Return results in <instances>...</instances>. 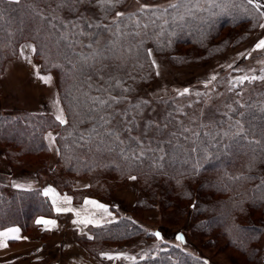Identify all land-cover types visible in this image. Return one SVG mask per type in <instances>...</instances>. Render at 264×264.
<instances>
[{"label": "trees", "instance_id": "16d2710c", "mask_svg": "<svg viewBox=\"0 0 264 264\" xmlns=\"http://www.w3.org/2000/svg\"><path fill=\"white\" fill-rule=\"evenodd\" d=\"M127 1L121 0L107 11L95 5L80 7V12H85L91 22L106 28H88L83 20L74 27L79 13L58 8L57 0L0 4L3 9L0 76L6 63L18 57L21 45L31 42L42 73L57 75L59 98L67 121L61 124L52 116L29 112L1 115L0 147L12 171L28 172L35 168L36 176L48 177L60 193L73 196L77 202L86 197L111 199L118 186L130 176H136L146 190V197L137 202L135 212L137 208H147L149 200L167 206L187 202L185 208L191 210L194 217L192 228L202 233L215 230L230 247L252 258L255 246L264 235V224L250 217L255 210L264 212V162H261L264 161V105L246 106L248 109L236 106L229 111L218 109L217 118L208 125L211 127L200 128L199 135H195L184 131L187 128L184 120L192 110L188 106L180 109L176 103L190 93L176 94L173 100L159 102L147 98L141 86L151 82L154 76L148 49L170 56L179 47H203L225 29L252 21L256 16L234 8L230 14L213 9L203 10L205 14L198 12L190 19L188 16L180 21L154 23L150 12L130 10ZM117 12L124 15L117 17ZM81 28L88 35H80ZM97 32L102 33L100 42L89 48L91 34ZM105 42H111L104 55L109 57L105 63L110 66L112 75L134 89L129 99L151 101L137 117L139 127L133 135L140 136L147 122L167 124L162 135L152 129L143 137L153 148L160 145L162 152L155 155H163V160L154 161L152 152L140 161L126 160L119 154L121 146L105 136L103 129L99 136L91 132L97 113L89 111L92 108L90 97L106 98L107 94L97 89L108 85L98 80L93 69L86 65L94 63V54L104 48ZM89 73H92L91 80ZM111 91L115 95L119 89ZM158 106H164L166 111H156V116L152 110ZM124 107V104L117 106L118 109ZM237 113L245 115L241 117ZM236 120H241L249 136L260 143L249 145L245 140L233 139ZM50 130L57 132L59 151L53 168L45 141V134ZM225 132L227 136L223 135ZM122 138L126 139V135ZM157 163L160 167L155 166ZM30 165L34 167L28 169ZM81 178L88 180L89 187L77 190L74 186ZM135 212L118 214L119 219L107 225L89 227L86 234L76 235L74 240L102 262L108 261L102 255L113 248L116 252L135 254V260L117 264H204V261L211 264L207 257L195 256L190 250L195 251L186 229L177 230L169 240L158 228L150 229ZM57 215L41 189L12 190L0 182V231L19 227L31 235L40 217ZM157 232L159 238L154 235ZM178 235L184 237L183 241L177 239ZM149 240L154 242L147 246ZM261 264H264V256Z\"/></svg>", "mask_w": 264, "mask_h": 264}, {"label": "rangeland", "instance_id": "374dc122", "mask_svg": "<svg viewBox=\"0 0 264 264\" xmlns=\"http://www.w3.org/2000/svg\"><path fill=\"white\" fill-rule=\"evenodd\" d=\"M127 3L130 10L133 11L141 10L142 6L147 5L148 8L145 11L152 14L151 21L154 23L159 20L167 22L170 19L180 21L188 16L190 19L198 12H203V10L209 12L213 9L230 14V10L234 8L243 10L244 14L249 12L256 16L252 21L235 28L225 29L218 37L210 38L203 47H179L170 56L152 52V59H155L159 64L160 74L157 76L156 70L153 69L152 81L141 87L147 98L162 102L175 99L177 90L183 91L188 88L185 86H189L191 95L176 101V103L180 109L188 106L192 110L184 122L193 134L197 133L200 128L203 130L210 128L211 126L208 125L217 118L218 109L229 111L236 106H244L246 109V106L264 105V80L245 81L243 84L233 87L242 76H264V49L253 51L255 44L260 39H264V28L260 27L261 24H264V15H261L264 12V4L257 10L254 5L248 4L247 0H128ZM171 5L177 6L171 7ZM53 74L57 79L59 91L57 75ZM212 76H215L216 79L209 83ZM203 93L204 95H202ZM208 107L210 109L205 112ZM152 111L157 116L156 111L164 112L166 108L158 106ZM32 167L34 166L30 165L27 168ZM37 177L43 179L46 176ZM81 179L88 182L86 178ZM129 179L118 186V189L126 188ZM135 185L137 186L138 202L146 197V190L137 178ZM151 202L152 200H149V203L146 204L147 208H137L135 212L134 207L131 212H135V216L150 229L158 228L169 240L173 239L177 230L186 229L195 251L190 250L195 256L207 257L211 264H261V259L264 256V235L255 246L253 257L249 258L230 247L226 239L222 238L215 230L202 233L192 228L194 217L191 216L192 211L185 208L187 202L171 206L162 205L160 202L159 204ZM250 215L254 222L264 224L263 211L255 210ZM153 242V240H149L146 244L148 246ZM171 243L180 245V242L176 241ZM130 257H135V254L132 253ZM131 261L133 260H127V262Z\"/></svg>", "mask_w": 264, "mask_h": 264}, {"label": "crops", "instance_id": "0c3cea01", "mask_svg": "<svg viewBox=\"0 0 264 264\" xmlns=\"http://www.w3.org/2000/svg\"><path fill=\"white\" fill-rule=\"evenodd\" d=\"M24 45H32L31 42H25L21 45L19 55L16 59L6 63L3 74L0 78V116L15 113L29 112L32 114L50 115L56 119L60 110L66 115L60 102L57 79L53 73L44 74L40 65L34 59V53ZM34 47V46H33ZM23 49V55H22ZM30 57L29 63L24 57ZM33 65L38 66L41 75H50L51 84H45L36 79ZM57 120V119H56ZM58 121V120H57ZM55 137L53 143L49 137ZM57 132L47 131L45 141L49 148V163L53 168L59 156L56 144ZM35 168L28 172H14L7 160L5 151L0 147V182L9 186L12 190H36L41 189L44 193L46 189H52L46 195L58 214V217H40L38 220L55 221V224H38L31 235L25 234L19 227H11L0 232H7L8 229H18L20 239L11 237L0 238L6 243V247H0V264H31L33 261L41 260L46 264H117L120 261H127L124 257H130V252H116L113 248L105 254L118 259H107L102 262L88 254L79 246L74 236L84 235L89 227H99L116 222L119 219L118 214H129L135 207L137 197V186L135 180L129 179L126 188H120L116 191L111 200L101 198L86 197L83 201L77 202L74 197L67 193H60L54 183L47 177L40 178L34 173ZM23 185L22 188L15 185ZM89 187V183L84 179L77 180L74 188L84 190ZM65 198H71L70 204L63 203ZM56 201L54 204L53 201ZM86 200L96 201L106 207L97 208L92 204H85ZM71 208L74 211L57 212L56 207ZM79 212V216H77ZM84 219H91L93 223H74ZM48 228L49 230H45Z\"/></svg>", "mask_w": 264, "mask_h": 264}, {"label": "snow or ice", "instance_id": "6c2138e0", "mask_svg": "<svg viewBox=\"0 0 264 264\" xmlns=\"http://www.w3.org/2000/svg\"><path fill=\"white\" fill-rule=\"evenodd\" d=\"M26 2V0H0V4L7 3V4H21ZM121 0H57V7L60 9H67L68 11L72 13H79L77 17V24H74V27L78 25V22L83 20L85 23V26L88 28H106L103 24H96L91 22L85 12H80L81 6H87V5H95L98 6L105 11H107L110 8H113L116 6V4H119ZM248 4L254 5L257 10L260 9L261 5L264 4V0H247ZM177 5H171V7H176ZM148 6L144 5L142 6L141 11L147 9ZM124 13L117 12V17H122ZM261 15H264V12L261 13ZM3 20V9H0V21ZM54 26V25H53ZM147 27V25H145ZM261 28H264V24L260 25ZM80 35H88L84 32L83 28L80 30ZM102 35V33L97 32L91 34L92 36V43L88 45L89 48L92 47L93 44L99 43V38ZM111 47V42H105V46L103 49H98L96 53L93 56V64H88L86 67L93 69L95 76L98 80L104 82V84H107L108 87L101 86L97 89V91H102L107 94V97H90L92 101V108L89 110L90 112H96L97 117L96 123L93 124V127L91 129V132L94 133L96 136L100 135V129H103V134L105 136H108L114 140L115 143H117L120 147V155L126 159L131 161H140L142 160L148 152L153 153L154 161H160L164 159L163 155H155L158 151L162 152V149L160 148V145L157 144L156 148H153L151 146V142L145 143V140L143 139L144 136L148 134V131L155 129L156 133H160L161 135L164 133V130L167 128V124L161 126L158 123L155 122H147L145 124V128L142 131L140 136L133 135V132L139 127L137 123V117L142 115V110L146 108L151 101L139 98V99H129V95L134 92V89L131 86H125L126 81H122L120 79H117L115 76L112 75L110 66L105 63L109 59L107 55H104V51L109 49ZM23 48L30 49L33 53L36 52V48L32 45H24ZM257 49H264V39H260L258 43L255 44L253 51ZM22 55H23V49H22ZM147 55L149 58L152 56V50H147ZM29 63H31L30 57L25 56L24 57ZM97 65H99L97 67ZM55 67H59V65H54ZM151 67L156 70V75L158 76L159 73V64L156 62L155 59L151 60ZM34 68V75L36 79L40 80L41 82L45 84H51L52 77L50 75H41L38 66L33 65ZM83 71V69H81ZM90 80L92 79V73H89ZM133 79H135L133 77ZM216 77L212 76L210 78L209 83L211 80H215ZM257 79L264 80V76H242L240 77L236 83L233 85V87L243 84L245 81L252 82ZM207 86V85H206ZM112 89H119V91L113 95ZM190 93V89H183V91L177 90L178 95H186ZM199 94V93H198ZM124 104L125 107L122 109H118L117 106ZM243 107V106H241ZM237 115L243 117L244 113H237ZM117 117L119 119L117 120ZM56 119L61 123L65 124L67 123L66 119L64 118L63 111L60 110L59 114L56 116ZM231 127V126H230ZM235 127L237 128V131L233 134V139L235 140H245L249 145L252 144H259L260 140L251 138L249 136V133L245 131L244 125L241 122V120L235 121ZM185 132L189 131V129L185 128ZM122 135H126V139L122 138ZM169 135H175V133H169ZM195 135H199L196 133ZM224 136H227L228 133L225 132L223 134ZM50 139L52 142H55V137H52L51 134H49ZM83 138V136L81 137ZM171 143V141H169ZM225 148L229 147V145H224ZM264 162V161H261ZM156 167H160V165L157 163L155 165ZM132 180L136 179V176H130L129 177ZM264 183V181H262ZM16 187L22 188L23 185H15ZM53 191L52 189H46L45 195H48L49 192ZM54 204L56 201H53ZM71 198H65L63 203L70 204ZM85 204H92L95 205L97 208L104 209V211H107L106 207L102 204H99L96 201L86 200ZM195 207V205L193 206ZM57 212H63V211H74L73 209L69 208H62L57 206L56 207ZM77 216H79V212L76 213ZM93 223V220L91 219H84L80 221H74V223ZM38 224H55V221H46V220H38ZM45 230H49L48 228H45ZM18 229H8L7 232H0V238H7L11 237L12 239H20L16 233H18ZM154 235L159 238L160 234L154 233ZM178 240L183 241L184 237L182 235L177 236ZM6 243L0 239V247H6ZM105 258L107 259H118L119 256L113 257L108 254H103ZM125 259L135 260V257H124ZM204 264H209L208 261H204Z\"/></svg>", "mask_w": 264, "mask_h": 264}]
</instances>
